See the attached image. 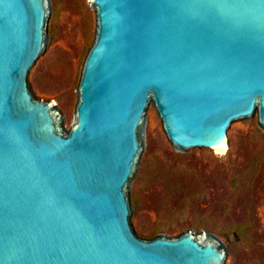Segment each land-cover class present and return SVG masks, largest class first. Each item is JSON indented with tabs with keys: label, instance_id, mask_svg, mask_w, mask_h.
Listing matches in <instances>:
<instances>
[{
	"label": "water",
	"instance_id": "1",
	"mask_svg": "<svg viewBox=\"0 0 264 264\" xmlns=\"http://www.w3.org/2000/svg\"><path fill=\"white\" fill-rule=\"evenodd\" d=\"M70 129L28 74L47 44L49 0H0V264H224L212 233L141 239L129 184L154 104L176 152L264 132V0H87Z\"/></svg>",
	"mask_w": 264,
	"mask_h": 264
},
{
	"label": "rangeland",
	"instance_id": "2",
	"mask_svg": "<svg viewBox=\"0 0 264 264\" xmlns=\"http://www.w3.org/2000/svg\"><path fill=\"white\" fill-rule=\"evenodd\" d=\"M49 2L47 44L28 81L38 98L57 106L68 130L95 19L87 0ZM145 115L144 151L129 184L136 236L202 230L225 244L224 264H264V132L256 115L231 123L222 153L203 147L176 152L152 102Z\"/></svg>",
	"mask_w": 264,
	"mask_h": 264
},
{
	"label": "bare ground",
	"instance_id": "3",
	"mask_svg": "<svg viewBox=\"0 0 264 264\" xmlns=\"http://www.w3.org/2000/svg\"><path fill=\"white\" fill-rule=\"evenodd\" d=\"M224 151H225V150H220V151H217V152H218V153H219V152H221V153H222V152H224Z\"/></svg>",
	"mask_w": 264,
	"mask_h": 264
}]
</instances>
